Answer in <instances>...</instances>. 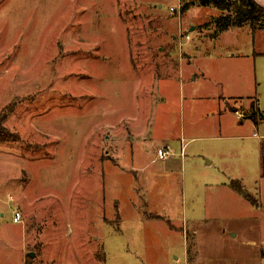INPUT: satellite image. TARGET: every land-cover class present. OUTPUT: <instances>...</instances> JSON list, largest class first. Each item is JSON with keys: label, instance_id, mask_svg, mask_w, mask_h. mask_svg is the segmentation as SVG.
<instances>
[{"label": "rangeland", "instance_id": "rangeland-1", "mask_svg": "<svg viewBox=\"0 0 264 264\" xmlns=\"http://www.w3.org/2000/svg\"><path fill=\"white\" fill-rule=\"evenodd\" d=\"M189 1L0 0V127L18 139L0 143V264H198L199 250L208 263L252 264L240 242L264 239V150L222 110L246 112L256 95L264 107V81L234 85L224 57L236 40L251 47L249 27L246 43L245 31L224 37L193 64L190 24L200 33L221 13L180 14ZM217 69L227 93L200 76ZM151 140L174 156L152 163ZM16 210L35 233L13 224Z\"/></svg>", "mask_w": 264, "mask_h": 264}, {"label": "crops", "instance_id": "crops-1", "mask_svg": "<svg viewBox=\"0 0 264 264\" xmlns=\"http://www.w3.org/2000/svg\"><path fill=\"white\" fill-rule=\"evenodd\" d=\"M253 2L264 9V0H253ZM193 4L191 5V8L186 12L188 13L189 11L193 10ZM209 9V8H207ZM215 12V11H214ZM185 13V14H186ZM216 15H209L208 18H214ZM209 23V21L207 22H201V23H196L199 25V27L201 26V31L200 33L197 30V25L195 24H190L192 26H189V30L191 33H194V36H190L192 41L188 42V46L185 49V52H190L192 54V60H193V64L195 62V60L197 58H199L202 53H206L209 49H214L215 48V44L218 43L219 41H221L222 38L226 37L228 38V40H231V38H235L237 39L238 37L241 36L242 32H246L244 35V43H246V39H247V27H242V28H231L225 32H223L222 34H220L217 38L212 39L210 36H208L207 38H205V35H207V31H209L210 29H212V27H207V28H203V26L205 24ZM210 28V29H209ZM207 30V31H204ZM213 30V29H212ZM203 31V32H202ZM201 32L203 34H201ZM264 31H258L254 34V36L252 35V32L250 30V34H251V47L248 49H246V47H242V43H240V40H236L235 43L233 42L232 45H229L226 51V54L224 55V57L231 62V66L233 68H235L236 72L234 75V79L231 81L234 85L238 86V87H242L243 85H246L245 80H247V78L251 79V73H253L254 75V79L257 78L258 79V75H259V79H262L264 81V73H262L261 71V63L260 61L264 58V43L262 44V48L261 50H259V46H258V37L260 36V34H263ZM243 43V44H244ZM218 56V55H216ZM217 75V76H215ZM219 70L217 69L216 72H210V71H205V73H200L201 77H211L212 79H215V82L217 85H220L222 91L225 93L226 92V85L227 82L223 81L220 77H219ZM262 77V78H261ZM196 78V77H195ZM261 81V80H260ZM227 93V92H226ZM261 98L262 99V95H259V97L256 95L254 99H256L257 101V107L259 109V111L261 112L263 119L258 122V124H254L251 120H249L248 118L244 117H248V113H249V109L245 112L243 110L238 111L235 109H227V110H222L223 113H229L232 114L236 117V119L240 122V125H244V123H249L252 125L254 133L252 135V139L254 140H259L261 141V147H262V152L264 150V137H260L258 134V129L262 128L264 125V107L262 106L261 102ZM222 99H226L228 100H245V101H249L250 97H248V99H245L244 97H241L240 99H238V97H222ZM241 113V114H240ZM242 116V118H241ZM223 117V116H222ZM223 123H221V121L217 123V127H222ZM254 134L257 135V137L254 136ZM219 138H222L221 135H219ZM226 138H230V136H227ZM225 138V139H226ZM238 139H241L240 137H237ZM233 139V138H232ZM136 142V141H135ZM182 142V141H181ZM150 143L153 145V149H154V153L161 148L162 146H166L168 145L167 142H165L164 140L160 141V146H157L158 143H156L155 141H150ZM133 143H129L128 146H132ZM157 146V147H156ZM169 146V145H168ZM153 163V161H152ZM213 162H207V165L210 166L212 165ZM259 168V174L263 173L264 170V156H261V158H259V163L258 166ZM260 174V175H261ZM261 180H263V174L261 175ZM231 189V188H230ZM232 190V189H231ZM233 192V191H231ZM260 192V191H259ZM237 195H239L238 193L234 192ZM232 194V193H231ZM262 195V190L259 194V196ZM241 198L244 199V202L246 205H250L252 208H254L247 199H245L242 195H239ZM257 209V208H255ZM119 214V213H118ZM69 218V217H68ZM104 217H99L100 223H101V227L102 225H104ZM258 217H248V219H257ZM34 218L32 217H20V221L17 223H13V224H22L23 225V230L25 233H27L28 231H32L33 233L36 232V230H32L29 226H28V222L32 221ZM46 220V218L44 219V221ZM117 224H116V232L120 233V222H121V218L117 217ZM145 220H150L151 219H145ZM43 221V222H44ZM71 221V220H70ZM35 222L40 223V221L38 220V218L35 220ZM42 222V223H43ZM69 224V222H67ZM41 224V223H40ZM44 224V223H43ZM47 225V224H46ZM41 226V225H40ZM48 226V225H47ZM47 226H41L42 227V232L37 231V235L33 236V238L38 237H43L45 235V232L47 230ZM51 227H55L54 224L51 225ZM49 228V226H48ZM71 229V234H73V230ZM87 232V231H86ZM84 232L83 235V241H85V237L89 236L93 233V231L91 232ZM96 235H93V238H96V240L98 239V233L95 231ZM225 234V233H224ZM194 235L196 236L197 239V235L194 233ZM228 237L230 239H237V234H233L231 231L228 232ZM29 243V242H28ZM29 246V245H28ZM27 244L25 246V256L28 255L27 253V248H28ZM240 248H242V250L240 251L242 255H244L245 257H252V264H264V239H260V242H257L256 240H253L252 238L245 240L243 239L240 242ZM32 254L31 258H34L35 254L34 253H29ZM72 254V253H71ZM186 254V253H185ZM234 257V256H233ZM30 258V257H29ZM25 259V258H24ZM197 260H198V264H213L211 261L208 263V261H205L204 258L202 257V253L199 250V255H197ZM233 260V258H232ZM232 260H228V264L232 263ZM69 262L75 263L76 260H74V258L70 255L69 260H67ZM26 264V263H25ZM77 264V263H76ZM225 264V263H223Z\"/></svg>", "mask_w": 264, "mask_h": 264}, {"label": "trees", "instance_id": "trees-1", "mask_svg": "<svg viewBox=\"0 0 264 264\" xmlns=\"http://www.w3.org/2000/svg\"><path fill=\"white\" fill-rule=\"evenodd\" d=\"M192 3L202 8L212 7L221 13V15L212 18L209 23L203 26V28L212 27L213 33L210 36L212 39L217 38L231 28L249 27L253 36L258 31H264V9L257 6L253 0H192L183 2L179 13L185 14ZM245 118H248L254 124H258L263 119L257 107L256 99H253L249 107L248 117L245 116ZM15 142H18L17 137L7 133L0 127V143ZM230 188L247 199L254 208H260L259 201L255 197L251 198L239 181H232Z\"/></svg>", "mask_w": 264, "mask_h": 264}, {"label": "built area", "instance_id": "built-area-1", "mask_svg": "<svg viewBox=\"0 0 264 264\" xmlns=\"http://www.w3.org/2000/svg\"><path fill=\"white\" fill-rule=\"evenodd\" d=\"M186 39L189 40V36H187ZM241 118H242V116H241ZM254 136L257 137L256 134H254ZM172 156H174V153L172 152L170 147L168 145L162 146L160 149H158L155 152V160L153 161V163H155V162H160V163L166 162L168 160V158L172 157ZM20 217L21 216L19 214V211L16 210L15 214H14V217H13V223L19 222L20 221Z\"/></svg>", "mask_w": 264, "mask_h": 264}, {"label": "water", "instance_id": "water-1", "mask_svg": "<svg viewBox=\"0 0 264 264\" xmlns=\"http://www.w3.org/2000/svg\"><path fill=\"white\" fill-rule=\"evenodd\" d=\"M31 257H32V255H31Z\"/></svg>", "mask_w": 264, "mask_h": 264}]
</instances>
